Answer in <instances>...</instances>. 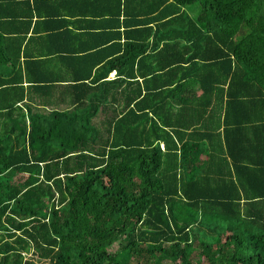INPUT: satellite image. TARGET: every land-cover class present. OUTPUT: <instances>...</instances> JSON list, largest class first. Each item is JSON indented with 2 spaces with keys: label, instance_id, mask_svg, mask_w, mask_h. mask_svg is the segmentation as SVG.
I'll return each instance as SVG.
<instances>
[{
  "label": "trees",
  "instance_id": "1",
  "mask_svg": "<svg viewBox=\"0 0 264 264\" xmlns=\"http://www.w3.org/2000/svg\"><path fill=\"white\" fill-rule=\"evenodd\" d=\"M80 2L0 35V264H264V0Z\"/></svg>",
  "mask_w": 264,
  "mask_h": 264
},
{
  "label": "crops",
  "instance_id": "2",
  "mask_svg": "<svg viewBox=\"0 0 264 264\" xmlns=\"http://www.w3.org/2000/svg\"><path fill=\"white\" fill-rule=\"evenodd\" d=\"M81 0H0V3L2 5V11H0V14L2 16L0 17V23L1 24H8L13 22L12 24L17 25L16 23L26 22L28 19L26 18L28 15L30 16V26L29 30L23 34H16V30H14L17 27H23L20 25L17 26H11L7 27V29H2L3 31H0V35L6 38H13V37H21L24 36L25 39L28 37H33V35L37 37H45V36H51L50 32L48 31H38V34H33L31 32L32 30V24L33 22L39 23L41 25V28H48L50 26H54L56 30H58L59 33H62L64 29H81L82 25L80 22L85 21L87 23L91 22H98L99 18L96 16L102 15V7L100 5H96L94 3L93 7H90V2H80ZM103 1V0H102ZM106 11V10H105ZM85 13H89V15H82ZM95 14V15H93ZM95 16L94 18L92 17ZM23 48H21V51ZM37 51L35 47L33 46H25L23 52L25 53H34ZM22 66V59H19V63L16 65ZM43 68L48 73H54L59 77H64L63 81H66V73L62 70L61 67L58 66L54 62V60H48L43 63ZM7 69V67H6ZM10 73H14V70H9ZM113 78V73L109 74L106 78V80H111ZM9 79H12L11 77ZM13 82H17L16 80ZM22 91L20 90H13V93H7V96L2 95V100L5 102V99H10L11 95H13L15 98H18V96L22 97V101L16 104V113L13 114V116H17L20 114H25L26 106L31 109H41L40 106H37L39 101H42L45 103V101L51 100V93H46V91H39V90H33L31 87L27 84V81H24L21 78L20 86ZM48 95V96H47ZM27 108V109H28ZM46 109V108H43ZM26 117V114L24 115ZM2 120H0L1 123Z\"/></svg>",
  "mask_w": 264,
  "mask_h": 264
},
{
  "label": "rangeland",
  "instance_id": "3",
  "mask_svg": "<svg viewBox=\"0 0 264 264\" xmlns=\"http://www.w3.org/2000/svg\"><path fill=\"white\" fill-rule=\"evenodd\" d=\"M18 179L17 178H13L11 182H16ZM119 248V243H114L112 246L109 247L108 251L110 253L115 252L117 249Z\"/></svg>",
  "mask_w": 264,
  "mask_h": 264
}]
</instances>
